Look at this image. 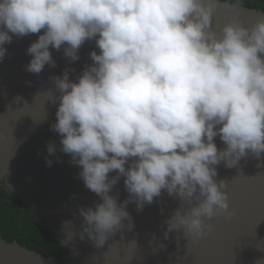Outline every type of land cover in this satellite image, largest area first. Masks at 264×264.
I'll return each mask as SVG.
<instances>
[{"label":"clouds","instance_id":"9594fccd","mask_svg":"<svg viewBox=\"0 0 264 264\" xmlns=\"http://www.w3.org/2000/svg\"><path fill=\"white\" fill-rule=\"evenodd\" d=\"M239 8L240 0H0V62L13 35L42 29L27 48V72L56 66L50 48L66 45L70 61L86 40L100 50L75 82L66 69L44 93L58 102L50 127L59 150L100 197L79 209L69 239L86 236L102 248L134 227L129 203L140 211L162 191L179 200L165 239L180 230L199 239L212 230L206 220L235 215L217 167L264 154V16L246 27ZM218 9L231 14L219 30ZM56 151L49 143L48 154ZM121 177L129 197L118 202L110 193Z\"/></svg>","mask_w":264,"mask_h":264},{"label":"water","instance_id":"95a60500","mask_svg":"<svg viewBox=\"0 0 264 264\" xmlns=\"http://www.w3.org/2000/svg\"><path fill=\"white\" fill-rule=\"evenodd\" d=\"M261 16L262 10L240 5L238 19L244 26L251 27ZM229 19L230 13L218 9L213 24L219 30ZM43 31L13 35L12 42L4 45L7 54L0 62V185L44 223L65 249L67 260L46 257L0 237V264H264V154L259 159L249 154L236 168H226L223 163L217 167L215 179L226 182L230 210L234 209L235 215L206 220L213 226L206 236L194 239L180 230L169 232L165 239V220L179 200L162 191L140 211L135 203H129L134 227L116 232L102 248L86 236L68 238L82 223L79 209L94 207L100 197L84 186L78 176L80 166L70 163L71 156L59 150L61 137L50 127L56 122L58 102L49 101L44 93L54 91L52 77L66 69L75 82L93 63L90 53L100 50L95 39L86 40L77 53L79 59L70 61L64 55L66 45L60 50L50 48L56 66L45 65L39 74L27 72L25 66L31 59L27 48ZM49 143L57 147L53 156L47 152ZM215 143L218 149L224 147L219 136ZM46 158L53 161L50 167ZM110 194L117 196L118 202L129 197L124 177Z\"/></svg>","mask_w":264,"mask_h":264},{"label":"trees","instance_id":"16d2710c","mask_svg":"<svg viewBox=\"0 0 264 264\" xmlns=\"http://www.w3.org/2000/svg\"><path fill=\"white\" fill-rule=\"evenodd\" d=\"M234 3L235 0H229ZM240 5L262 10L264 0H240ZM0 237L12 243L34 250L46 257L56 256L61 262L67 254L59 240L55 239L44 223L0 185Z\"/></svg>","mask_w":264,"mask_h":264}]
</instances>
